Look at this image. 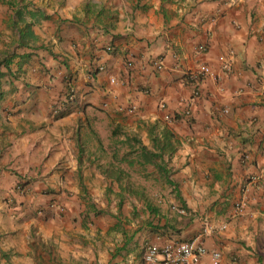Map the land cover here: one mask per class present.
Here are the masks:
<instances>
[{
  "label": "crops",
  "instance_id": "obj_1",
  "mask_svg": "<svg viewBox=\"0 0 264 264\" xmlns=\"http://www.w3.org/2000/svg\"><path fill=\"white\" fill-rule=\"evenodd\" d=\"M260 170L264 0H0V264H159L146 243L204 226L220 264H264V187L235 208Z\"/></svg>",
  "mask_w": 264,
  "mask_h": 264
},
{
  "label": "built area",
  "instance_id": "obj_2",
  "mask_svg": "<svg viewBox=\"0 0 264 264\" xmlns=\"http://www.w3.org/2000/svg\"><path fill=\"white\" fill-rule=\"evenodd\" d=\"M200 49H205V45H200ZM222 71L229 69V64L222 57H220ZM155 68H162V63L159 58L152 60ZM213 71L208 64H200L194 71L188 70L184 73V77L196 84L195 90L193 91V96L199 94V89L197 87L199 78L201 76L213 75ZM113 82L114 79L111 78ZM184 116L190 115V106L186 107L183 111ZM240 157L243 162L253 164L254 161L247 151H242ZM249 186L264 187V178L262 171L257 173H252L243 187V195L235 203V208L237 210H243L246 204L245 193ZM23 185L20 183L17 185L19 190L23 189ZM206 227L204 226L202 231L197 235L191 237L187 240H168L162 245H157L155 243H146L144 246L143 259L147 263H157L159 264H220L222 259V254L219 250H208L201 236L206 232Z\"/></svg>",
  "mask_w": 264,
  "mask_h": 264
},
{
  "label": "trees",
  "instance_id": "obj_3",
  "mask_svg": "<svg viewBox=\"0 0 264 264\" xmlns=\"http://www.w3.org/2000/svg\"><path fill=\"white\" fill-rule=\"evenodd\" d=\"M126 144V150L124 152V157L126 161L128 162V165H133L134 161L140 164H144L147 162H154V164L164 170V166L160 163L156 162V159L159 157L158 152H154L152 150L147 149L144 145L141 143H138V140L136 138L127 137L124 143Z\"/></svg>",
  "mask_w": 264,
  "mask_h": 264
}]
</instances>
